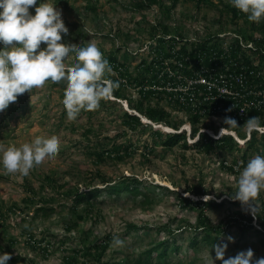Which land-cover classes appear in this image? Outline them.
Wrapping results in <instances>:
<instances>
[{"label": "rangeland", "instance_id": "rangeland-1", "mask_svg": "<svg viewBox=\"0 0 264 264\" xmlns=\"http://www.w3.org/2000/svg\"><path fill=\"white\" fill-rule=\"evenodd\" d=\"M213 2L214 5L196 7L192 0L180 1L167 19L158 3L140 12L128 0H3L0 73L7 76L17 73L11 70L10 64L18 65L24 75H31L37 65L57 69L70 65L76 76H89L81 71L85 70L78 60V47L82 45L88 58L100 50L116 51L119 61L125 62L135 74L133 68L149 56L146 52L151 42L144 32L158 20L181 29L186 37H202L217 29L224 33V38L229 37L232 33L228 32L236 25L220 11V2ZM90 5L94 8H89ZM35 11L40 14L36 15ZM254 11L256 16L264 14V3ZM55 57H60L59 64L53 63ZM64 73L62 83L35 78L30 86L17 88L16 91L27 96V105L22 111H6L13 93L5 96V104L0 106V264H11L9 254L26 256L34 264H64V257L75 256V264H80L85 258L81 253L76 255L74 249L81 243L83 232L88 238L86 244L94 236L115 237L104 248L103 260L120 259L127 254L134 256L149 241L158 240L156 229L163 223L171 221L174 228L180 222L195 224L197 210L183 206L178 195L197 199L189 189L198 184L206 191L204 197L220 201L229 198L230 193H240L242 204L225 202L219 209L206 210L212 223H223L226 228L220 242L193 248L188 241L191 234L184 229L177 241L179 251L171 253L172 263L230 264L232 257L239 255L246 261L264 263V235L254 230L241 233L240 226L231 217L243 206H264V154L259 166L257 152L245 149L246 140L252 139V132L259 131L257 128H250L247 121L224 124L223 130L231 132L238 143L237 148L224 154H204L180 145L166 148L147 129L136 128L124 134L127 127L121 122L122 109H130L126 99L131 97L135 102L138 96L131 87L125 86L123 94L127 95L115 99L109 81L87 86L83 81H76L70 70ZM90 97L100 102L92 109L93 114L85 110ZM174 110L168 115L170 125L167 121L161 123L164 132L172 130L167 126L172 127L173 123L180 125L184 117L182 111ZM206 130L215 132V137L223 133L216 123L200 131ZM104 137L109 138L105 142L107 148L124 141L131 144L133 153L122 158L105 155L102 160H96L89 152ZM255 139L253 146L260 144L261 137ZM146 145L152 148L145 149ZM244 152L250 163L238 171L221 167L222 160L228 164ZM122 175H135L151 183L154 203L145 208L129 196L115 199L103 190L104 195H99L83 220L65 227L72 201L67 193L76 187L80 190L92 186L102 188L105 182L101 177L110 180ZM26 181L37 190L36 199L40 200H36V206L46 201L58 211L46 219L33 217L36 206L24 202L28 195ZM256 220L253 217L251 227H258ZM128 222L138 225L139 230L125 234ZM29 233H33V238ZM165 236L166 232L161 234ZM61 239L65 242L61 243ZM28 241L39 244L40 248L33 249ZM48 242L51 246L45 252ZM13 264H29V261Z\"/></svg>", "mask_w": 264, "mask_h": 264}, {"label": "trees", "instance_id": "trees-1", "mask_svg": "<svg viewBox=\"0 0 264 264\" xmlns=\"http://www.w3.org/2000/svg\"><path fill=\"white\" fill-rule=\"evenodd\" d=\"M92 1L93 0H90V2ZM168 1V4L164 3L163 0H128V3L134 10H138L140 12L147 9L152 4L158 3V5L162 9L164 18L169 19L170 14L173 12L176 4L180 1L186 0ZM192 1L196 4V7L208 4L214 5V0ZM218 1L222 5V9L220 11L225 12L227 16H230L232 24L236 25L234 29L235 32L240 33L244 40H251L256 46L255 50L251 48L241 49L240 56L244 64L249 66H254L255 64L257 68L264 69V52L261 51L262 49H264V14H259L256 16V12L254 11V9H256L258 5L264 3V0ZM2 3V0H0V22ZM89 8H94V6L90 5ZM35 14L38 15L39 12L35 11ZM219 32L220 29H217L215 32H209L202 37H195L194 39L196 41H193L191 43L192 51L190 52V54L197 53V50H207L209 49L208 47L219 49V47L222 45V42L217 35ZM144 35L145 38L149 39L151 42L149 49L146 52V55L148 54V57L150 58L144 57L140 60L136 67L133 68L135 74H132L125 62L119 61V59L116 57V51L113 50L111 52L105 53L103 50H100L92 57L88 58L83 53L82 45L78 47V60L85 70L81 71L87 72L89 76H76L72 71L73 69H71L70 65L63 66L61 69H57L55 66L44 68L37 65L31 75H24L20 73L18 65L10 64L11 70L17 73H12L9 76L0 73V106H3L5 104V96L13 93L14 97L7 103L6 111H22L27 105V96L21 91H16L17 88L30 86L32 83L31 81L35 78H37L38 80L46 78L55 81L56 83H62L65 77L64 72H67V70H70V72H72V75L76 81H83L87 86L99 84V81H109L111 93L116 99L124 95L126 96L127 94H123V91L125 89L124 87L128 86L129 83H134L135 86L137 84L143 86L144 82H146V80L148 79V76L150 77V81H158L159 79L157 78V76L162 70L164 60L166 58L170 59L171 56L176 53L173 49H176L178 46L180 51L188 53L187 45L189 43L187 38H192L186 37L185 35H183L181 29L171 26L163 20H158L155 23H151L150 28L148 29V31L144 32ZM176 37L181 38V40L186 38V40L180 46V44H178V38ZM239 48V45H237V47L233 50L235 52L234 55L240 52ZM60 61V57H55L53 59L54 64H59ZM170 66H173V63H171V61ZM112 71H117L118 74H114ZM122 79H124V82L122 81ZM262 83L264 84V80ZM138 92L140 96L136 99L135 102H133V99L131 97L126 99L128 107L130 109L138 110L141 115L151 120L152 122H168L169 113L164 107H153L147 104L148 95L149 93H152V91L145 90L143 92L142 89H139ZM158 97L162 98V94H159ZM106 98L107 97L105 96L102 100L105 101ZM19 102L20 105L17 104ZM145 102L147 105H144L143 107L142 105ZM99 103L100 102L98 99L90 97L88 99V106L85 110L91 111L90 114H93L92 109L95 110V106ZM167 104H170L169 101ZM121 115V122L124 124V126L127 127V129L123 130L124 134L128 130H135L136 128H142V130L147 129L149 130V133L154 136L155 139H159L161 145L166 148H173L180 145L183 148L194 149L198 152H203L204 154H224L227 153V151L238 147L237 141L229 134H224L218 138H214L206 133H201L198 139H195L194 141L189 143L185 130L179 132H164L159 128H153L150 124L144 123L140 119V116L131 111L122 109ZM258 115L260 116V118L257 117ZM192 117L194 121L198 119L197 116ZM246 121L250 123L260 124L264 127V113L260 114L258 112L256 113L255 111L250 112V114L246 116L242 122H239L243 123ZM171 126L174 129H178V123H173ZM197 131L198 126L193 125L191 127L190 137L194 138ZM257 136L261 137V139H259L260 144H256L255 146H253V143L257 140L255 139ZM107 139L109 138H102L101 143L89 152V154L94 156L96 160H102L105 155L122 158L123 155H130L133 153V149L130 148L131 144L124 141L121 143H113L109 148H107L105 144ZM246 141L247 142L245 143V149H251L252 152H257L256 160L258 165L260 166L263 162L262 156L264 154V131L260 132L254 130L252 132V139H247ZM148 147L152 148L151 146L146 145L145 149H148ZM224 161L225 160L221 161V167L228 171L234 172L244 167L248 162L250 163V161H248V155L246 154V152H244L240 158L238 157L236 159H231V162L228 164ZM46 178L49 181L50 177L47 176ZM101 178L105 182L103 183L104 186L102 188L92 186L91 188L80 190L76 187L73 191L67 193V197L72 198V201L68 207L70 217L66 220V228L71 226V222L76 223L77 221H81L83 220L84 216L88 215V213L90 212V208L95 205V202L99 195H104L103 190L106 192V194H109V196H113V198L115 199H121L125 196H129L133 202L138 201L139 205L145 208L154 203L153 193L151 192L152 189L150 188L151 183H148L145 179H140L135 175H122L118 179L110 180L105 179L104 177ZM25 185V189L27 190L28 195L24 198V202L36 206V200H40V198L36 199V188L27 181ZM157 186L160 187L161 185ZM189 190L190 194L195 195L197 199H191L190 197L184 196L182 194H179L178 198L182 202L183 206L197 210V221L195 222V224L180 222V226L178 228H174L172 226V222L167 221L156 229L157 233L159 234L158 240L149 241L148 246L141 249L134 256L127 254L120 259L108 260L102 259L104 255V248L112 240H114L115 237L110 234H105L103 236H94L91 241L89 240L90 243L86 244L88 238H85L86 233L83 232L81 243H79L78 248L74 249V253L76 255L78 253H81L83 258H85L84 260L80 261V264H173V261L170 259L171 253H176L179 251L180 245L177 243V241L178 239H180V237L183 236L184 229H188L189 234H191V237L188 241L193 248L200 249L204 244L213 246L215 243L220 242L219 238L222 236L226 228L224 227L223 223H212V221L206 215V210L219 209L225 204V202L240 206L242 204L241 196L239 195L240 193H230L228 195L229 198H223L220 201H216L209 197H204L206 191L201 187L200 184L191 187ZM221 194L223 193L221 192ZM78 206H82L81 208L83 209H79ZM251 209L253 210L251 211ZM57 211L58 209L56 207L50 205V203H47L46 201H43L42 203L38 202V205L34 208L32 216H39L43 219H46ZM231 217H233L232 219L234 220V222L240 226L239 228L241 230V233L246 234L250 233L251 230H254V233L264 235V206H243L241 210L232 214ZM253 217L257 219L256 222L258 227L256 228L250 226L253 221ZM73 225L75 226V224ZM139 228L140 227H138V225L128 222L126 224L124 232L125 234H127L131 230H139ZM165 232L166 236L161 237V234H164ZM28 235L31 238H33L34 236L33 233H29ZM60 242L63 243L65 241L61 239ZM28 244H30L33 249L40 248V245L37 243L32 244L28 241ZM50 246L51 245L48 242L46 244L45 252H47L48 247ZM155 257L156 259H154ZM68 258V256L64 257V264H75L77 262L75 256H71L69 260ZM262 259H264V255L262 256ZM8 260L11 264L19 261H29V264H34L32 259L21 255L15 256L9 254ZM230 264L264 263H262L261 261H246L243 256L239 255L233 256Z\"/></svg>", "mask_w": 264, "mask_h": 264}, {"label": "built area", "instance_id": "built-area-1", "mask_svg": "<svg viewBox=\"0 0 264 264\" xmlns=\"http://www.w3.org/2000/svg\"><path fill=\"white\" fill-rule=\"evenodd\" d=\"M228 33L232 34L226 38L222 36L224 33L217 34L222 42L219 49L208 47L192 54L191 43L196 40L187 38L188 53L180 51L179 46L173 49L176 53L164 60L159 80L150 81L148 76L143 86L136 87L137 92L151 90V103L162 94L161 104L169 101L170 105H178L185 119L191 116H197L199 121L207 119L219 124L222 132H227L223 130L224 124L242 122L250 112L264 113V69L244 64L240 56L241 49L255 50L256 46L251 41L245 42L236 32ZM185 40L178 38V44L181 46ZM237 45L240 52L234 55ZM248 125L264 131L262 125Z\"/></svg>", "mask_w": 264, "mask_h": 264}, {"label": "clouds", "instance_id": "clouds-1", "mask_svg": "<svg viewBox=\"0 0 264 264\" xmlns=\"http://www.w3.org/2000/svg\"><path fill=\"white\" fill-rule=\"evenodd\" d=\"M2 2H3V0H2ZM40 14V13H39ZM38 14V15H39ZM232 32H235V30H233ZM237 33V32H236ZM237 34H239L241 37H242V35L240 34V33H237ZM242 39H243V37H242ZM244 40V39H243ZM245 42H249V41H251V40H244ZM252 42V41H251ZM146 58V57H145ZM68 68H70V67H68ZM114 74H118V72L117 71H112ZM122 81L124 82V79H122ZM145 83V82H144ZM139 84H137L136 86L134 85V83L133 84H131V83H129L128 84V86L127 87H131V90L133 91V92H135V93H137L138 94V96H137V98L140 96L139 95V93L137 92V90H136V87L138 86ZM109 86H110V82H109ZM151 93H149V95H148V103L147 104H149V105H151V106H153V107H158V106H162V107H164L166 110H167V112L170 114L171 113V110L173 111V113L175 112V110L174 109H177V110H180V107H178V105L176 106V105H168L167 104V106H169L168 108H170L171 110H168L167 109V106L166 105H163V103L161 104L160 103V100L159 99H161V98H159L157 101H155V102H153V103H151L150 102V97H151ZM116 99V98H115ZM147 102V101H146ZM146 102L144 103V105H147L146 104ZM127 102H125V104H126ZM164 104H166V103H164ZM127 105H128V103H127ZM126 110H128V111H131V112H133V113H135L136 115H138V116H140V119L145 123V122H150V124L152 125V126H156L157 124H158V126L157 127H154V128H159L160 130H162V131H165V129H161V127H164L161 123H155V122H152L151 120H149V119H147L146 117H144L143 115H141V113L140 112H137V111H135V109H126ZM181 111V110H180ZM184 116H185V114H184ZM189 119H185L184 117L182 118V120L180 121V125L178 124V129H174L173 127H169V126H167V128H169V129H172V130H170V131H166V132H179V131H182V130H185L186 131V134H187V139H188V141L189 140H195V139H198V137H199V135L201 134V133H206V134H208L209 136H211V137H214V138H218V137H220L221 135H224V134H229V135H231V132H223L222 134H220L219 136H217V137H215V132H213V133H209L208 131H206V132H202V131H200V129L201 128H203V127H205L206 125L207 126H210L211 124H213V123H211V122H209V120H207V119H205V120H203V121H199V118L196 120V121H194L193 120V117L191 116V117H188ZM249 124H251L250 122H249ZM253 124V123H252ZM255 124V123H254ZM193 125H196V126H198V131H197V133H196V135H195V137L194 138H191L190 137V131H191V127L193 126ZM258 125V124H257ZM260 125V124H259ZM232 136V135H231ZM233 137V136H232ZM248 139H250V137L248 138Z\"/></svg>", "mask_w": 264, "mask_h": 264}]
</instances>
